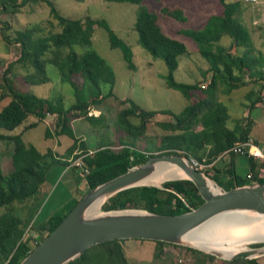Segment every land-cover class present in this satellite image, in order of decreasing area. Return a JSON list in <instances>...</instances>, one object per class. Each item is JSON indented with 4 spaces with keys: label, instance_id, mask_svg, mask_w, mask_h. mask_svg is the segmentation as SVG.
<instances>
[{
    "label": "trees",
    "instance_id": "16d2710c",
    "mask_svg": "<svg viewBox=\"0 0 264 264\" xmlns=\"http://www.w3.org/2000/svg\"><path fill=\"white\" fill-rule=\"evenodd\" d=\"M27 1L0 0V14L15 13ZM104 1L129 2L137 6L133 28L140 45L151 56L164 61L166 71L162 78L166 85L179 90L189 104L179 113H174L169 109L147 110L131 99L113 96L114 71L92 46L94 25L100 23L105 28L110 47L121 50L124 60L133 67L131 47L115 34L105 20H95L91 17L70 18L62 15L52 0H45L49 14L56 20L59 30H51L37 39L32 37L31 30H16V35L7 40L13 39L19 44L21 53L17 61L29 60L34 67V71L25 75L29 84L46 82L49 77L46 75L45 65L52 64L57 69L61 82L71 86L75 99L64 108L50 98L16 88L10 75L11 63L1 73L0 101L5 97H9V100L0 108V141L6 143L10 154V169L5 172L0 166V264H18L78 201L70 202L54 212L46 221L33 226L30 220L32 204L50 166L57 163L69 164L68 158L71 156L74 159L82 157L89 168L88 174L84 176L88 191L130 167L143 163L155 154L138 148L136 144L138 139L145 135L155 114L159 112L171 117L158 122L164 134L158 140L157 154L187 153L200 162L212 163L205 173L225 189L232 188L234 184L246 183L245 180L234 176L230 168L216 166L235 142L249 139L251 124L249 121H236L233 127L228 126V106L219 101L215 93L221 86H224L221 91L240 86L246 82V76L264 79V52L254 47L250 31L240 20V1L219 0L222 5L220 13L211 14L200 28L191 27L180 31L196 42L199 54L208 63L204 71L205 85H199L197 82H179L174 78L179 56L188 53L187 47L184 42L162 31L156 13L144 0ZM162 11L177 20H185L179 8L164 7ZM0 22L9 26L2 18ZM223 37L230 39V45L222 44ZM231 46L237 49L235 53L230 52ZM74 76H80L81 82L75 81ZM105 86H109L107 91H103ZM110 98L119 105L117 115L113 119L118 130L116 143L112 140L102 143L76 137L70 124L72 116H82L89 121L90 128H107L101 115L89 114L88 108L102 109V104ZM258 99L259 96L248 107L253 108ZM48 114H54L56 122L53 133L47 128L45 135L65 134L72 139L63 158L55 155L51 148L44 152L39 151L32 143L23 139L22 132L9 133L29 116L36 118V121L29 125L33 127ZM230 154L233 155L232 152ZM249 159L253 181L264 184V177L258 176L256 161ZM225 177L228 179L224 180ZM161 185L162 188L144 185L121 190L112 195L102 205V209L142 208L162 214H178L203 202L190 180H167ZM124 240L114 239L95 244L68 264H132L123 247ZM153 242L156 245L155 256L163 252L165 245L180 246L163 241ZM261 244L254 243L251 246ZM185 248L201 256L196 264L206 259H217L218 264H258V258L224 260L191 247Z\"/></svg>",
    "mask_w": 264,
    "mask_h": 264
},
{
    "label": "rangeland",
    "instance_id": "374dc122",
    "mask_svg": "<svg viewBox=\"0 0 264 264\" xmlns=\"http://www.w3.org/2000/svg\"><path fill=\"white\" fill-rule=\"evenodd\" d=\"M52 1L57 10L64 16L74 19L91 17L95 20H105L115 34L131 47L133 67L129 66L124 60L121 50L110 47L105 28L100 23L94 25V32L91 38L92 46L99 56L112 66L114 71L113 96L119 99H131L140 107L147 110L169 109L174 113H179L189 104L188 100L179 90L166 85L165 80L162 78V74L166 71L164 61L161 58H154L140 45L137 33L133 28L137 13V6L135 4L104 0ZM239 1L242 8L240 20L247 29L251 28L249 31L254 47L264 52V3L253 5L244 0ZM144 3L156 13L157 21L162 31L168 36L184 42L187 47L188 53L179 56L178 67L174 71V78L179 82H197L199 85H205L204 71H206L208 63L199 54L196 42L190 37L181 34L180 31L191 27L200 28L211 14L220 13L222 5L219 0H144ZM164 7L170 9L179 8L182 15L185 16V20H177L174 17L166 15L162 11ZM0 18L4 22L7 21L9 23V26H6L0 22V77L2 71L11 63L10 75L14 79V86L16 88L40 97L50 98L55 103H60L62 107L67 108L73 103L75 97L71 86L61 82L57 69L52 64L51 66L46 64V75L49 79L41 84H29L25 80V75L29 71H34V67L29 60L17 61L21 53L19 51V44L13 41V39L11 41L7 40V38L16 35V30H31L32 37L35 39L45 36L51 30H59L56 20L49 14V7L45 0H28L15 13H1ZM221 42L227 45L229 44V38L223 37ZM47 55L49 56L50 54ZM74 77L75 81L81 82L80 76ZM251 82L257 88V91L251 97L255 100L259 96L257 102L261 109L254 110L249 109L248 106L241 107L240 98L243 87L241 88V93L235 90L233 91L232 107L229 113L231 117H229L227 125L232 127L233 124H236V121L247 122L249 120L252 127L251 133L257 135L256 137H262L263 134L261 132L264 133V94L261 93V88H263L261 86L264 84V79L259 78L251 80ZM223 87H219L215 93L217 99L222 102L226 99L224 94L226 91H221ZM108 89L109 86H105L103 91H107ZM8 100L9 97L2 99L0 101V108ZM102 106V109L90 107L88 108V112L93 115H101V118L105 121L103 124L107 128L96 127L99 128L97 130L93 127L90 128L89 121L82 116H72L71 124L74 129L76 127V131H80L85 127L87 129L85 137L88 139L91 138L102 143L112 140L115 144L118 130L116 129V124L113 123V119L117 115L119 105L114 99L110 98ZM249 110H252V113L250 112L249 114ZM170 117L161 112L155 114L152 121L148 124L145 135L138 139L137 147L144 149L148 153H157L158 140L164 134V130L160 128L158 122L168 120ZM134 120L136 121L137 118ZM34 121H36V118L29 116L21 125L9 131V133L16 134L22 132L23 139L26 142L32 143L41 152L52 147L56 151H59L62 149L61 147L66 146L65 143L67 141H71L65 137V134L45 135L47 128H49L51 133L54 131L56 122L54 114H48L40 123L29 127ZM76 133L75 135H77ZM57 141L60 143V146H58ZM9 157L10 154L6 143L0 141V166L5 172L8 171V168L10 169ZM229 158L230 155H225L224 158H221L216 163V166L224 167L222 163ZM73 159L70 158L69 162ZM75 168L79 170L78 167ZM236 173H244L243 167L236 165ZM247 182L250 181L247 180ZM61 188V185H59L49 199L47 197L49 195L46 194L45 196L42 192L38 191L30 213L32 223L35 220L38 221V219H41L40 217H44L48 213H54L61 209H57L58 203L55 204L57 192ZM86 189L87 187L85 188V192L87 191ZM40 211V217L38 216L37 219ZM1 212L2 209H0ZM122 244L127 258L132 264H196L201 259L199 254L186 249L185 246L165 245L163 252L159 256H155L156 245L151 240L125 239ZM245 246L251 247V244ZM200 264H218V261L217 259H206ZM258 264H264V256L258 257Z\"/></svg>",
    "mask_w": 264,
    "mask_h": 264
},
{
    "label": "water",
    "instance_id": "95a60500",
    "mask_svg": "<svg viewBox=\"0 0 264 264\" xmlns=\"http://www.w3.org/2000/svg\"><path fill=\"white\" fill-rule=\"evenodd\" d=\"M210 75L208 76V78ZM160 166H175L184 176L167 180L187 179L196 187L203 202L178 214H162L142 208L103 210L102 205L115 193L135 186H156L147 183ZM211 182L216 187L213 188ZM98 205V210H91ZM233 211L255 212L264 216V184L247 182L225 189L204 171L193 167L186 154H153L143 163L132 166L86 191L62 220L18 264H68L91 246L114 239H145L191 247L219 259L258 258L264 256V239L245 242L237 252L226 254L215 249H202L191 243V235L211 219Z\"/></svg>",
    "mask_w": 264,
    "mask_h": 264
},
{
    "label": "crops",
    "instance_id": "0c3cea01",
    "mask_svg": "<svg viewBox=\"0 0 264 264\" xmlns=\"http://www.w3.org/2000/svg\"><path fill=\"white\" fill-rule=\"evenodd\" d=\"M249 29L251 30V28H249ZM228 45H230V39H229V44H227L226 46H228ZM229 50L232 53H235L237 51L235 46H231L229 48ZM244 80L246 81L245 83H241L240 86H238L236 88H232V89H230L224 93L226 99L224 100L223 103H225L228 106L229 113H230L231 107H232L231 101L233 100V93H234L233 91L237 90L239 93H241V88L243 87V92L241 93L242 96L240 98V106L241 107L249 106L251 104V102L254 100L253 97H251V96L254 94V92L257 91V88H256V86L255 87L253 86V83L251 82V80H257V79L246 76ZM261 87H263V88H261L262 91L261 90L260 91H261V93L264 94V84ZM256 95H257V93H256ZM246 103H247V105H246ZM251 109H254V110L259 109L260 110L261 108L258 105V102L256 101L254 107ZM251 111L249 110V114ZM71 122H70V124H71ZM234 125L235 124H233V126ZM71 126H72V124H71ZM72 129H73L74 133L77 132L76 137L88 139L87 137H85V135H86V133H85L86 128L85 127L82 128V130H80V131L79 130L76 131L77 130L76 127L74 129L73 126H72ZM251 130H252V127L250 126L249 138L252 139L258 145L264 144V133L261 132L263 134L262 137H256L257 135H254L253 133H251ZM65 137H67L69 140H71L70 142L67 141L65 143V145H66L65 147H61L62 149L59 151L58 150L56 151V149L53 147L51 148L53 150V153L55 155H58L59 158H63L65 156V150L72 143V139L70 137H68L67 135ZM64 139H66V138H64ZM88 140L91 141V138H89ZM57 144H58V146H60V143L58 141H57ZM225 155H227V154L225 153L222 156V158H224ZM228 155H230V158L228 160H224L222 165H224L225 168H230L233 171L232 174L234 176H236L240 179H243L247 182L246 174L248 172H251L250 159H248L247 157L242 156V155H236V154H233V155L228 154ZM70 158H72V156ZM70 158H68V160ZM254 161H256V160H254ZM256 163H257V169H258V161H256ZM236 165L243 167L244 173H240V174L236 173ZM222 167H219V168H222ZM227 179H228V177L224 178V180H227ZM59 185H61L62 188L60 190H58L56 198H55V204L58 203L57 209L63 208L65 205L69 204L70 202H72L74 200L80 199V197L85 192V188L87 187L84 178L80 174L79 170L77 168H75V166L68 167V164L57 163V164H54V165L49 167V169L46 172L44 181L39 186L38 191L42 192V194L45 196H46V194L49 195V196H47L49 199L50 197H52V195L54 194V192L56 191V189L58 188ZM41 211L37 215V219H38V216L40 217ZM52 214H53L52 212L48 213L46 216L40 217L41 219H38V221L35 220L33 222V226H37L40 223L46 221Z\"/></svg>",
    "mask_w": 264,
    "mask_h": 264
},
{
    "label": "bare ground",
    "instance_id": "6f19581e",
    "mask_svg": "<svg viewBox=\"0 0 264 264\" xmlns=\"http://www.w3.org/2000/svg\"><path fill=\"white\" fill-rule=\"evenodd\" d=\"M182 176L184 173L175 166H160L145 182L160 184L163 180ZM211 184L217 189L213 182ZM97 210L98 205L91 212ZM191 239L192 244L202 249L215 248L226 254L234 253L243 249L245 242L264 239V216L248 211L226 212L211 219L192 234Z\"/></svg>",
    "mask_w": 264,
    "mask_h": 264
},
{
    "label": "built area",
    "instance_id": "2783aa9c",
    "mask_svg": "<svg viewBox=\"0 0 264 264\" xmlns=\"http://www.w3.org/2000/svg\"><path fill=\"white\" fill-rule=\"evenodd\" d=\"M247 3L250 4H262L264 3V0H244ZM236 154V155H242L249 158H252L253 160L258 161V176L264 177V144L258 145L256 144L252 139H248L246 141H237L231 146L225 153ZM193 165V167L197 170L204 171L211 167L212 163H203L197 160L195 157L191 156L190 154L185 153ZM75 166L79 168L80 174L84 178L86 174L89 172V168L85 165V163L82 160V157H77L73 160H71L68 164V167ZM253 174L252 172H248L246 174V179L250 182L253 181ZM85 180V179H84ZM86 183V181H85ZM87 185V184H86Z\"/></svg>",
    "mask_w": 264,
    "mask_h": 264
}]
</instances>
